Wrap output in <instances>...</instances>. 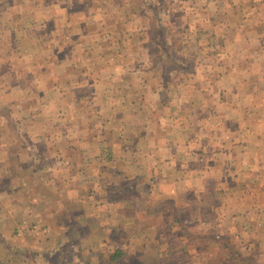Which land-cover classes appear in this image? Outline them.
I'll use <instances>...</instances> for the list:
<instances>
[{"label": "crops", "instance_id": "obj_1", "mask_svg": "<svg viewBox=\"0 0 264 264\" xmlns=\"http://www.w3.org/2000/svg\"><path fill=\"white\" fill-rule=\"evenodd\" d=\"M132 1L146 8L0 0V264L60 245L75 264H264V76L249 77L245 46L238 78H161L141 62L147 39L115 45L109 24ZM237 2L234 16L166 7L167 43L207 23L215 56L237 23L264 68V0Z\"/></svg>", "mask_w": 264, "mask_h": 264}, {"label": "rangeland", "instance_id": "obj_2", "mask_svg": "<svg viewBox=\"0 0 264 264\" xmlns=\"http://www.w3.org/2000/svg\"><path fill=\"white\" fill-rule=\"evenodd\" d=\"M138 2L142 1L145 3L146 8L143 7L140 9L133 7V1L130 5L124 6L123 12L120 13V18L117 19V22H112L109 24L112 30L118 32L120 39H115V45L119 41V47L123 45L129 49L137 48L139 52H143L144 41L143 38L147 39V45L149 47L147 55H141V62L144 60L145 63H151L157 68V72L161 78L166 79L172 76L179 79H188L195 77L198 80L201 79H224L236 77L238 78L242 74L243 70V49L247 46V59L249 63V77L252 78H261L263 77L264 69L262 66H257L259 62L258 57H254L252 53V48H255L258 45L257 39L248 41L244 43V40L241 39L239 34H237V23H233V31L231 37L225 40L227 51H221L220 54L215 56H210L209 52L211 50L210 44L211 39L208 38V25L207 23L201 24H179V32L183 33L185 36L181 41H177L174 46H180L177 50H174L173 43L169 45L167 42V29L162 22L160 16L166 15L163 10L166 7H169L170 14L176 17L181 16L182 14L191 17L190 15H196L198 11V16L203 17L207 16L209 13L223 14L227 10V13L239 14V8L235 9L236 3L239 0H137ZM190 2H193L196 5V2L199 5V9L196 11L191 10L189 7L185 8L186 5H190ZM215 4V5H214ZM235 5V6H234ZM137 6V5H136ZM233 6V7H232ZM232 7V8H231ZM136 9V10H135ZM133 10L134 14L147 15L151 18V26L147 27V23H140L137 21V18L132 19ZM129 16V18H128ZM63 26V25H61ZM169 30L173 31L176 29L175 26L168 23L166 26ZM145 28V29H143ZM131 30L133 33V38L129 39L127 36L126 30ZM56 40H54L55 42ZM61 41H64L63 39ZM89 41V40H88ZM51 43L49 40L47 43ZM136 43L135 45H133ZM217 47L222 46L219 43V40H216ZM37 45V43H36ZM94 46V45H93ZM176 48V47H175ZM184 51L183 54L177 53L180 50ZM131 55L121 56V60L125 62L126 60H132ZM139 58V56H138ZM209 65L216 67V70L211 71L208 69ZM240 67V69H239ZM175 69V70H174ZM213 69V68H212ZM227 69V70H225ZM171 72V75L169 74ZM192 74V75H191ZM218 89V87H217ZM221 91L225 88L221 87ZM241 88H231L229 87V93H238ZM257 92L258 88L255 89ZM259 94V93H257Z\"/></svg>", "mask_w": 264, "mask_h": 264}, {"label": "trees", "instance_id": "obj_3", "mask_svg": "<svg viewBox=\"0 0 264 264\" xmlns=\"http://www.w3.org/2000/svg\"><path fill=\"white\" fill-rule=\"evenodd\" d=\"M68 259H72L71 255L70 258L67 257V254L64 250V247L60 245L57 251L47 252L46 255H42L40 257V264H73L69 262ZM75 264V263H74Z\"/></svg>", "mask_w": 264, "mask_h": 264}]
</instances>
